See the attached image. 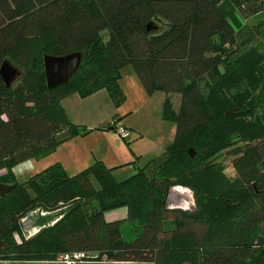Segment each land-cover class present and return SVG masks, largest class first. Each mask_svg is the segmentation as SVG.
I'll return each instance as SVG.
<instances>
[{"label":"trees","instance_id":"obj_1","mask_svg":"<svg viewBox=\"0 0 264 264\" xmlns=\"http://www.w3.org/2000/svg\"><path fill=\"white\" fill-rule=\"evenodd\" d=\"M261 7L264 0H0V67L8 60L22 71L11 87L0 76V183L15 185L0 195V264H49L73 252L87 255L83 264H264V52L241 20ZM77 52L78 73L48 89L44 56ZM128 66L149 96L165 93L173 144L122 181L97 161L74 176L57 163L19 182L14 167L93 131L72 123L62 101L105 89L119 107ZM225 154L247 187L227 180ZM176 186L193 191L194 210L169 204ZM37 208L61 213L39 218L41 229L26 238L23 218ZM122 208L126 217L106 219ZM235 220L241 228L229 234Z\"/></svg>","mask_w":264,"mask_h":264},{"label":"rangeland","instance_id":"obj_2","mask_svg":"<svg viewBox=\"0 0 264 264\" xmlns=\"http://www.w3.org/2000/svg\"><path fill=\"white\" fill-rule=\"evenodd\" d=\"M241 20L244 27L248 26L250 30L255 32L253 36L254 42H251V44L259 47L264 52V10L262 7L257 13H254V11H246L245 14L241 16ZM261 24L263 27H260ZM259 28L260 31L258 32ZM121 75L120 86L125 95V100L119 107H116L119 113L117 120L115 121L117 125L114 126L116 129L111 130L110 132H98L90 135L94 132L92 131L85 137L77 136L66 141V145H64L63 158L68 151H71L78 158L75 162L80 164L75 168H71L69 175H76L84 169L94 165L95 158L97 159L98 155L104 154V156H108V161L112 162L110 164L113 165V175L115 179L122 181L131 177L135 172L147 164L149 161L148 157H150L151 151L155 145L165 144L170 146L173 144L176 136V125L162 119L163 107L160 106L158 111L155 104L151 109H147L148 103L152 101L153 98H150L147 95L131 66L124 68ZM138 88L140 91H138ZM157 100L158 97L153 99L154 103H156ZM174 104L177 109L180 105V97L177 96L174 98ZM262 104H264V102ZM136 123H138L140 127V130H138L140 133L138 134L137 139L135 132L133 135L131 134L129 139L124 140L120 135L119 129L123 128L125 124H130L136 128ZM91 151H94L95 155L91 154ZM135 155H138V157L139 155H143V158L137 164L136 162L132 163V160L136 161ZM232 160V154H225L221 158V162H223L226 167L223 173L230 183L235 184V181L239 180V188L247 187L248 180L243 178L240 179L238 170L232 167ZM139 166L140 168H138ZM21 168L18 170L19 172L23 171ZM33 171L35 170L33 169ZM32 173L33 172L29 169L24 171L20 178L21 181L24 182L28 180L31 175H33ZM169 204L173 208H180L187 211L194 210L196 202L193 191L184 186H176L172 188V192L169 197ZM59 211H61V209L56 210L53 214H50L41 208H37L28 213V215L23 218L25 220L22 224L24 230V232L22 231V234L24 237L30 238L39 232L41 228L34 227L39 218L46 215L49 218L50 223L52 220L59 217L61 213ZM126 214L127 210L122 208L106 212L105 217L107 220L111 221L122 217L124 218L126 217ZM26 221L27 223L25 225L24 223ZM173 223V221H170L171 225ZM226 228L229 234H234L241 228V220H235L229 223ZM124 235L127 239L131 238L127 225L124 227ZM15 237L17 238L16 235ZM4 262L6 264L10 263V261ZM49 264L60 263L56 260L55 262H51Z\"/></svg>","mask_w":264,"mask_h":264},{"label":"crops","instance_id":"obj_3","mask_svg":"<svg viewBox=\"0 0 264 264\" xmlns=\"http://www.w3.org/2000/svg\"><path fill=\"white\" fill-rule=\"evenodd\" d=\"M138 91H140L139 88H138ZM149 97L153 98V99L158 97V100L156 101V103H154V101L152 99V101H150L148 103L147 109H151L155 104H156L158 111H159L160 106L164 108V102H165V98H166L165 93H163L161 91H157L156 93H154L153 95H151ZM62 106H63L67 116L72 121V123H74L76 125L86 126L87 128L94 131L90 135H93V134L98 133V132L99 133L110 132L111 130L116 129L114 126L117 125L115 123V121L117 120V116L119 113H118L117 108L114 106L108 92L105 89L100 90V91L96 92L95 94H93L87 98H84V99L81 98L77 94L72 95V96H70V97H68L62 101ZM120 119H121V117H120ZM111 128H114V129H111ZM124 128L128 129L132 135H133V133L136 132V139H137L138 134L140 133L138 131V130H140L138 123H136V128L130 124H125ZM97 130H99V131H97ZM64 145H66V143L57 147V149L54 153H52L51 155H49L48 157H46L42 160L32 159V160H28V161L14 167L13 172H14V175L16 176L17 180L19 182H22L20 178L22 176V173L24 171H27V169H29V170H31V172H33L32 173L33 175H31V177H32L35 174H37V173H39V172L47 169L48 167H50L54 164H57V163L61 164L65 168L67 173L69 174L71 168H75V167L79 166L80 164H77L75 162L76 160H78V158L71 151H68V153L63 158V152H64V147H65ZM167 147L168 146L165 144L164 145L163 144L155 145V147L151 151L150 157H148V160L163 154ZM91 154L95 155L94 151H91ZM136 157H138V155H135V158ZM139 157H140V159L136 162V164L143 158V155H139ZM97 161H102L103 163L106 164L107 167L113 168L112 167L113 165L110 164L112 162L108 161V156H106V155L104 156V154L98 155L97 159L95 158L94 163H96ZM133 161L134 160H132V162ZM23 165H25V166H23ZM21 167H23V168H21ZM20 168L23 171L19 172L18 170ZM33 169L35 171H33ZM6 173H7L6 170L0 171V178L5 176ZM72 176H74V175H72ZM27 220H28V218H27Z\"/></svg>","mask_w":264,"mask_h":264},{"label":"water","instance_id":"obj_4","mask_svg":"<svg viewBox=\"0 0 264 264\" xmlns=\"http://www.w3.org/2000/svg\"><path fill=\"white\" fill-rule=\"evenodd\" d=\"M153 26L149 24L148 30ZM84 54L81 52L69 54L66 56H44L45 75L48 89H54L68 84L72 78L78 73L81 66ZM0 76L5 82L7 87H11L17 79L22 76V71L15 67L10 61L6 60L0 67ZM232 112H227L230 115ZM114 129V128H111ZM192 155L195 154L194 150H190ZM15 188V185L9 186L0 183V195L9 193ZM2 243H0V247Z\"/></svg>","mask_w":264,"mask_h":264},{"label":"built area","instance_id":"obj_5","mask_svg":"<svg viewBox=\"0 0 264 264\" xmlns=\"http://www.w3.org/2000/svg\"><path fill=\"white\" fill-rule=\"evenodd\" d=\"M120 135L124 140L131 136V132L126 128H121ZM86 254L82 252L63 253L60 254L58 260L60 264H83L86 260Z\"/></svg>","mask_w":264,"mask_h":264}]
</instances>
